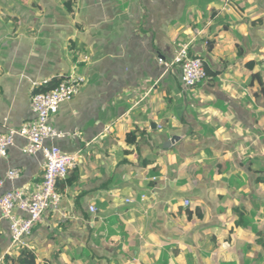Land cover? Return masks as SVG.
I'll list each match as a JSON object with an SVG mask.
<instances>
[{
	"label": "crops",
	"instance_id": "0c3cea01",
	"mask_svg": "<svg viewBox=\"0 0 264 264\" xmlns=\"http://www.w3.org/2000/svg\"><path fill=\"white\" fill-rule=\"evenodd\" d=\"M177 42L209 73L190 89L157 62ZM70 74L46 145L77 161L26 239L35 264H264V0H0V133ZM25 144L0 194L42 178Z\"/></svg>",
	"mask_w": 264,
	"mask_h": 264
},
{
	"label": "built area",
	"instance_id": "2783aa9c",
	"mask_svg": "<svg viewBox=\"0 0 264 264\" xmlns=\"http://www.w3.org/2000/svg\"><path fill=\"white\" fill-rule=\"evenodd\" d=\"M220 1L223 9L232 2ZM157 62L165 67V72L178 68L184 89L193 88L207 78L202 59L190 54V42H177L173 46L171 60L165 62L158 58ZM84 83L83 77L70 74L48 91L32 92L30 104L33 118L17 128L0 133V158L6 157L8 149L14 145V139L20 137L26 141L22 148L24 154L40 153L44 160L42 178L34 184L31 192L11 189L0 194V217L8 223L10 238L9 247L0 256V264H10L14 251L27 247L26 239L33 227L41 221L42 214L48 209L56 210L59 206L61 196L56 190V182L66 178L75 167L77 156L65 154L56 146H47L46 142L66 135L53 127L51 118L57 113L59 105L71 100ZM18 177V170H9L4 176H0V190L5 181ZM187 205L188 202H185V206ZM89 211L94 213V207H90Z\"/></svg>",
	"mask_w": 264,
	"mask_h": 264
},
{
	"label": "trees",
	"instance_id": "16d2710c",
	"mask_svg": "<svg viewBox=\"0 0 264 264\" xmlns=\"http://www.w3.org/2000/svg\"><path fill=\"white\" fill-rule=\"evenodd\" d=\"M206 76L209 77V73L207 68L205 67ZM254 77V76H253ZM206 78V79H207ZM60 81H57L55 83H52L50 86H48L46 89L38 90L36 92H45L53 87H55ZM10 264H35V257L33 253L26 248L20 249L17 253V255L13 258H10Z\"/></svg>",
	"mask_w": 264,
	"mask_h": 264
},
{
	"label": "water",
	"instance_id": "95a60500",
	"mask_svg": "<svg viewBox=\"0 0 264 264\" xmlns=\"http://www.w3.org/2000/svg\"><path fill=\"white\" fill-rule=\"evenodd\" d=\"M176 138H172L168 144L172 143L173 141H175Z\"/></svg>",
	"mask_w": 264,
	"mask_h": 264
}]
</instances>
